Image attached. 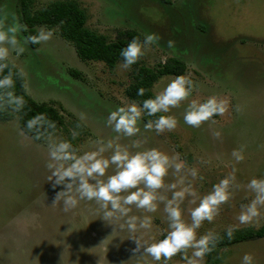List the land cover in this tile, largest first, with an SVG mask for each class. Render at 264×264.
<instances>
[{"label": "rangeland", "instance_id": "1", "mask_svg": "<svg viewBox=\"0 0 264 264\" xmlns=\"http://www.w3.org/2000/svg\"><path fill=\"white\" fill-rule=\"evenodd\" d=\"M48 1L36 0L34 7ZM77 1L86 11V25L110 40L121 29L157 34L159 40L145 49L139 64L152 67L168 56L178 57L186 64L183 75L196 87L188 100L170 110L177 119L173 130L157 134L154 129H145L141 118L134 136H118L106 126L105 118L115 107L132 102L124 89L135 65L123 69L119 61L109 69L101 61H83L56 28L45 26H37V30L51 29V38L32 49L20 31L17 39L24 51L17 55L10 49L7 58L24 74L32 98L60 103L84 123L87 133L75 142L76 154L112 140L130 152L140 150L131 147L133 141H140L141 149L156 148L169 157L178 155L184 168L176 175L169 169L164 182L176 183L182 175L185 184L191 183L196 197L186 195L180 204L186 223H190L189 210L199 197L231 174V197L219 206L211 222L201 223L197 238L230 226L264 224V206L259 207L260 214L252 222L240 224L236 219L241 205L254 196L246 188L248 180L264 178V0H169L163 6L141 0L140 7H135L137 13H128L136 20L126 13L124 0ZM13 22L20 24L16 0H1L0 27L6 29ZM71 70L78 71L79 76ZM174 77H160L152 87L155 95ZM209 95L226 99L228 110L198 128L184 124L183 110L188 101L199 102ZM69 122L67 115L68 128ZM58 140H66L65 131L60 129L38 142L20 130L16 116L0 122V264H164L163 258L157 262L140 252L133 253L135 245L128 240L123 218L103 221L96 202L80 200L67 212L63 211L62 197L53 202L62 186H52L45 165L48 142ZM241 146L243 159L237 162L231 152ZM110 154L111 150L103 153L105 157ZM193 168L195 178L189 175ZM112 173L110 166L105 177ZM182 186L178 184L177 190ZM159 191L171 195L166 187ZM129 215L151 218L148 229L138 228L132 234L141 242L159 239L168 230L162 203L153 213L133 206ZM226 251L223 264H241L246 252L252 255L253 264H264V239L241 242ZM167 264H186V260L177 253Z\"/></svg>", "mask_w": 264, "mask_h": 264}, {"label": "clouds", "instance_id": "2", "mask_svg": "<svg viewBox=\"0 0 264 264\" xmlns=\"http://www.w3.org/2000/svg\"><path fill=\"white\" fill-rule=\"evenodd\" d=\"M25 27L18 22H13L6 29L0 27V61L7 59L10 49L15 50L17 55L24 51L17 35L25 30ZM51 36V29L40 27L35 34H29L23 39L25 43L39 44L48 41ZM158 40L159 36L155 33L143 34L142 39L132 37L119 50L120 67L130 68L145 54V49ZM168 43L171 47V41ZM3 67L4 65L0 63V68ZM12 84L10 74L0 78V89L10 88ZM195 87L187 76L177 75L155 96L143 99L139 104L133 101L109 111L105 124L118 136L122 134L124 137H131L139 131L138 122L143 115L154 117L144 122L145 129H154L157 134L171 131L177 126V119L170 114V110L178 108L181 102L188 100ZM144 91L143 88H138L136 95L142 96ZM4 96L7 97L8 104L15 105V109L18 110L22 105V98L14 96L12 92H6ZM227 110L226 99L209 95L199 102L189 100L184 107L182 119L184 124L198 128L202 122L209 121L213 116H222ZM44 124L47 128L55 127L54 122L47 121L43 113H38L26 121L28 129H37V139ZM76 135L75 132L72 133L73 138ZM213 135L219 136V132H214ZM140 146V141H133L131 147L140 150L130 152L126 146L114 144L109 140L99 143L95 150L77 155L76 149L68 140L49 141L48 162L45 165L50 170L48 179L53 187L62 186L61 190L55 193L53 202L62 197L63 211L67 212L75 208L80 200L94 201L102 210L100 218L103 221L123 218L130 234L128 240L135 245L133 253L140 252L141 255H147L157 262L163 258L164 264L180 253L186 264H202L205 254L215 247L217 235L207 232L197 238L196 230L203 221L211 222L218 213L219 206L229 200L232 195L229 185L234 177L230 174L221 178L218 183L211 186L207 194L200 196L196 206L189 210L190 223H186L182 219L180 204L186 195L196 197L191 183L185 184L182 175L176 183L165 185L164 182L169 169L174 175L181 173V169L184 168L183 162L178 155L169 157L156 148L141 149ZM108 150H111V154L105 157L103 153ZM231 155L235 161H241L243 146L233 149ZM110 166L113 173L105 177V172ZM234 171L235 169L233 173ZM189 175L195 178L196 169H191ZM178 184L183 186L177 190ZM165 187L170 191V196L159 191ZM246 188L250 189L254 196L246 205H241V211L236 217L240 224L252 222L260 214L259 207L264 206V178L249 179ZM158 203L163 204L168 230L162 238L154 239L152 242H141L132 234L138 228L148 229L151 226V218H138L129 213L133 206L138 210L153 213L157 210ZM232 232L231 226L225 229V235L229 238ZM188 249L192 250L191 254L185 255ZM240 259L241 264H253L250 253H244Z\"/></svg>", "mask_w": 264, "mask_h": 264}, {"label": "trees", "instance_id": "3", "mask_svg": "<svg viewBox=\"0 0 264 264\" xmlns=\"http://www.w3.org/2000/svg\"><path fill=\"white\" fill-rule=\"evenodd\" d=\"M1 1V0H0ZM36 0H16V13L20 24L26 26L22 30L24 37L29 34H35L37 26H45L47 28H56L57 34L67 42H69L78 56L83 61H101L109 69H113L115 65L121 61L119 50L127 44L132 37L138 39L143 38V34L137 29H121L118 30L115 39L110 40L103 33L89 28L86 25L87 14L80 6L77 0H49L45 4L34 7ZM159 6L169 3V0H153ZM126 13L135 14L137 8L140 7L141 0H124ZM140 12V11H138ZM129 15V14H128ZM129 17L132 19L131 15ZM133 20H136L135 18ZM39 44H30L32 49L37 48ZM4 65L0 68V78L10 74L13 84L10 88L0 89V122H5L13 117H17L20 130L28 137L44 142L45 139L55 134L60 129L66 132V140H68L75 149V142L81 139L86 133L84 123L72 113L65 111L60 103L53 100L37 101L27 93L25 87V76L17 68V66L8 58L0 61ZM135 68L131 74V79L124 89L126 96L133 102L139 104L143 99L155 96L152 87L154 83L164 75H183L186 70V64L183 60L175 56H168L162 62L155 66H147L139 64L137 61ZM74 76H79L78 71H70ZM138 88H143L144 94L137 96ZM12 92L14 96L22 98V105L19 109H15V105L7 103L6 92ZM38 113H43L47 121L55 124L54 128H47L44 124L39 130V139L36 138L37 129H28L26 121L31 119ZM70 117L69 127L66 125V116ZM159 115V113L157 114ZM217 116H213L216 118ZM144 121L154 119V117L143 116ZM77 135L73 138L72 133ZM217 235V242L211 251L205 254V262L202 264H223L227 249L235 244L264 239V224L258 227L251 225L233 228L231 238L225 235L222 230ZM163 236V235H162ZM161 236V238H162Z\"/></svg>", "mask_w": 264, "mask_h": 264}]
</instances>
